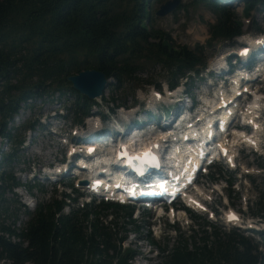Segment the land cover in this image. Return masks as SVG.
Wrapping results in <instances>:
<instances>
[{
	"label": "trees",
	"instance_id": "16d2710c",
	"mask_svg": "<svg viewBox=\"0 0 264 264\" xmlns=\"http://www.w3.org/2000/svg\"><path fill=\"white\" fill-rule=\"evenodd\" d=\"M221 1L192 0L206 5L216 20L209 25L205 44L189 48L175 45L169 33L151 25L149 0H0V139L10 145L9 152L0 150V259L10 264H132L137 251L124 246L130 230L140 233L132 207L99 201L64 212L65 201L51 197L37 201L30 211L19 199L7 197L16 195L13 189L20 184L11 164L19 158L25 132L34 129V121L11 123L22 107L65 91L76 96L66 109L73 120L82 121L97 103L74 91L66 77L85 69L103 71L116 89H122L142 73L144 64H158L167 72L168 85L183 80L188 85L207 64L206 47L242 32L241 21ZM240 1L246 16L264 4ZM144 82L160 87L152 79ZM105 104L119 105L115 97ZM262 181L251 213L259 218L264 216ZM33 188L44 192L40 183L28 185L30 192ZM119 211L127 218L123 226H117ZM105 212L112 213L107 224ZM22 213L28 218L19 226ZM207 224L212 231L202 229L199 235L190 227L192 244L179 235L161 264H264L252 237L236 229L218 232L213 223ZM146 235L157 246L149 228Z\"/></svg>",
	"mask_w": 264,
	"mask_h": 264
},
{
	"label": "rangeland",
	"instance_id": "374dc122",
	"mask_svg": "<svg viewBox=\"0 0 264 264\" xmlns=\"http://www.w3.org/2000/svg\"><path fill=\"white\" fill-rule=\"evenodd\" d=\"M166 1L168 0H149V22H152V26L169 33L175 45L184 44L192 48L196 43L204 44L206 39L209 37V25L215 22L216 15L202 3L196 4L192 2V0H181L179 6L172 10L169 14L164 16H156V10L159 9L160 5L165 3ZM221 2H223V0ZM226 2L230 11L234 14V18L241 21L244 33L251 34L252 36H257L262 33V35L264 36V4L258 5L256 9L251 11L250 14L246 16L243 13L242 1L227 0ZM244 18L246 19V23L244 22ZM256 27L261 29V32L256 31ZM236 40L237 39L234 38L230 41L216 42L211 47H207L204 50V54L208 55V67L209 65H212L214 63V59L218 58L220 55L225 53L227 54L228 52L236 50L241 45H243L241 43L239 44ZM142 69V73H139L135 79L131 78L127 80L122 89H116L113 81H111L104 93L103 99H100L99 104H97L96 107L92 108V114L97 112L100 115L101 113H105L106 115H108L105 101L109 100L111 97H115L118 103L124 101L127 106H133V108L129 110L130 113H132V111L136 108H140L139 110H141L142 112L146 111L145 113H142L139 118L136 117V115H134L135 117L132 115L133 119H139L138 121L142 123L143 121L153 122L157 118L158 123L154 122L153 124L160 125L163 120L162 116L159 114V107L155 109V107L152 105V102L149 101L151 98L149 89H151L152 86L145 85L144 81L152 79L155 83L160 84L162 87L165 86L166 81L168 80V75L167 72L164 71L158 64H144L142 66ZM205 72L207 71L204 70V72L199 75L200 78L192 79V82L187 85V88L195 96L196 93L200 90L198 88V84L201 83V87L204 88L207 80L209 81V79H207L206 77ZM215 78L216 76L212 75L210 80L215 81ZM181 84L182 83L179 84V89H181ZM183 87L185 88V85H183ZM148 90L149 92L147 93V95H145L146 91ZM144 96L145 98L144 100H142ZM75 99L76 96L73 92L65 91L63 94L56 93L50 98H45V100H36L31 104V106H24L20 109L19 115L14 118V122L11 125H20L22 121H34L36 119L39 120L40 125L30 133L25 132V140L22 145V149L19 152V159L11 164V169L19 182L25 183L27 175L23 174L22 172H28L29 168H31L33 165H35L36 168L39 167L40 169L41 166L46 163L54 164L62 161L63 148L59 145L54 146L55 143L53 145V142L56 139L57 132L63 134L69 133L67 127L69 125H73V122L70 118L65 119L62 116L63 114L71 116V114H69L70 112H66L65 108L69 106L70 103L75 101ZM163 100L166 101V99ZM139 103L140 105L138 106ZM160 104L164 109L165 103ZM59 105L61 106V108ZM148 106L149 110L146 108ZM182 106L183 103H179V106L176 104L173 105L171 107V112H176L178 110L177 107H179L180 109L182 108ZM108 107H111V105H109ZM183 107H185V105ZM115 112L116 113L114 116H106L107 120L103 121L102 129H105V131L114 126L117 122L115 117L116 114H119V110ZM150 113H154L156 114V116H154V118L152 117L151 119V115L149 116ZM126 117L130 118L129 116ZM82 132H85L84 127L79 130L78 136H80ZM93 133V131H90L89 135ZM45 135H47L48 137ZM77 137H73V139L76 140ZM92 138L97 139L96 136ZM0 150H3V152H9V143L0 141ZM240 163L245 169L248 170V173H250L251 175L249 177H246V182L242 179L241 183H239L240 171L238 169L234 171L228 170L225 174V177H229L233 180V186L227 191L225 189L222 190V192L226 194L229 193L228 202L231 207L236 208L240 213H243L245 214V216H247L246 212H248L249 215L251 212H254L256 210V191H258L260 188H263L262 176H264V148H262L257 153H247L245 151L240 152ZM259 163L263 164V172H258L260 170ZM217 168L223 169L222 163L214 164L213 167L209 169V172L215 179L217 178V182L219 183V185H221L225 182V179L222 178L221 181L218 180L220 176L215 172V169ZM208 178L211 179L212 177ZM64 180L68 181L67 178H64ZM44 187L46 193L42 194L39 189L34 188L32 190L33 194H31V192H28L24 186H19L14 190L16 192V195L12 196V194L9 193L7 197L19 199L20 202L23 203L29 210H33L35 203L34 205H32V200L28 195H32L34 197L32 198L34 202L36 200L40 202L45 201L48 198L47 196L51 195L53 186L44 185ZM195 187L201 192L210 194L211 199L208 198L207 200L212 205V208L215 211L219 212L222 209V206H224V209H227V206L224 205L222 201V197L217 190L211 187L209 179H207L206 176H202L201 178H199ZM238 187L240 188V190L237 189ZM77 191V193L72 195L78 199L77 202L85 203V201L91 199L90 196H87L85 194V190L82 191V188H78ZM81 195H83V197H80ZM94 200L95 202L98 201V199L96 198H94ZM77 202L72 203L69 208L65 207L64 212L68 211L71 208H77ZM232 203L234 205H232ZM247 204L250 205L248 209ZM123 211L118 212L119 220L117 221V226H123L124 222H126L127 218H125V214L123 213ZM105 213H107V217L106 221H104V224H107L112 217V213ZM193 215H196L197 217L194 222L195 224L193 229L198 231V235L200 234V230L202 229L212 231L210 226L207 224L208 222L213 223V225H215L216 227V231L218 232L220 230H226L223 229L224 227L222 225V215H219L215 218H211V216L209 215L208 218H210L211 221L205 216H197L200 215V213L193 212ZM186 217L188 221H191L187 212H174V216H172L169 211H166L164 214L158 217L156 212H153L151 210L144 208H134L132 211V218L136 219L135 224H138V226L140 227V233L136 234L131 231V225H129L128 229L130 231L128 232L127 238L124 241V246H131L138 253L132 259V264H161L165 255L168 254V251L172 250V248L177 244L180 237L179 235H181L182 237L184 236L188 244H192L193 241L190 237V234L194 231H191L189 230V228H187L189 223L186 222ZM247 217L251 218L250 216ZM26 219L27 216L22 213L19 216L17 225H22ZM253 220L256 222V225L261 228L258 230L261 231L262 234H264V217L253 218ZM6 222L8 221L6 220ZM171 223L177 225V228L173 229L172 227H170L169 224ZM117 226H115L114 228H117ZM149 227H151L152 229V239L157 246H155L151 242V238L146 235L147 228ZM253 237L256 241H259V244L261 245L259 249L262 250V254L264 255V242L261 244V239H263L262 235L254 232ZM158 247L164 249V251L162 252L163 254ZM0 264L10 263L4 259H0Z\"/></svg>",
	"mask_w": 264,
	"mask_h": 264
},
{
	"label": "water",
	"instance_id": "95a60500",
	"mask_svg": "<svg viewBox=\"0 0 264 264\" xmlns=\"http://www.w3.org/2000/svg\"><path fill=\"white\" fill-rule=\"evenodd\" d=\"M179 1H166L156 11V15L163 16L168 14L177 7ZM66 80L70 82L74 90L89 99H95L102 95L108 84L111 83L110 78H107L104 72L99 69H85L76 74L68 75Z\"/></svg>",
	"mask_w": 264,
	"mask_h": 264
},
{
	"label": "bare ground",
	"instance_id": "6f19581e",
	"mask_svg": "<svg viewBox=\"0 0 264 264\" xmlns=\"http://www.w3.org/2000/svg\"><path fill=\"white\" fill-rule=\"evenodd\" d=\"M242 40H243V38H242ZM244 61H242V62H240V64H238L237 65V68L238 69H240V68H247V67H259V66H256V65H254L253 63H251L249 60H247V59H243ZM263 75H264V73H262ZM97 101H100V99L98 98L97 99ZM166 102V101H165ZM254 103H257V101H255ZM60 109V108H59ZM107 113H108V117L109 116H114L115 114L112 112V110H110V109H108L107 108ZM135 112H138L137 110L135 111ZM151 117V116H150ZM149 118V117H148ZM151 119H152V117H151ZM155 121V120H154ZM155 122H157V121H155ZM113 129V126L111 127V128H109L107 131H108V133L111 131ZM91 131V130H90ZM89 133L90 132H87V133H85V134H83V136L85 135L86 137H94V136H97V135H99V134H102V135H105V129H102L101 127H99L98 128V130L96 131V132H94L93 134H91V135H89ZM160 133H166V131H164V132H160ZM186 133L187 134H190V132L189 131H186ZM239 134V133H238ZM238 134H237V138L239 139V141L241 140V136H238ZM158 136H160L159 134H157ZM122 138H124V139H126L123 135H122ZM188 141H186V142H178L179 144L177 145V147H178V149L180 148V149H183V144H186ZM191 142H194V140L192 139L191 140ZM203 143V142H202ZM201 143V144H202ZM248 143H253V137H251L250 139H248ZM212 155H216L217 154V152L215 151V150H212ZM233 153V149L232 148H230L229 149V151H228V156H230L231 157V154ZM173 155L174 156H176V151H173ZM75 171H77V169L75 170ZM152 178H150V180H151V182H155V180L156 179H159V178H163V176H160V175H157L156 176V174L154 173L153 174V176H151ZM156 178V179H155ZM149 180V179H148ZM220 181V180H219ZM217 184L219 185V183L217 182ZM215 189V188H214ZM147 190H148V187L147 188H145V190L142 192V194L143 195H145L146 194V192H147ZM85 191H90L89 192V196H90V198H94V197H97V196H99L100 195V192L96 189V190H92V189H86ZM99 201H97L95 204H97ZM77 204H78V206L79 207H81L83 204L82 203H79V202H77Z\"/></svg>",
	"mask_w": 264,
	"mask_h": 264
},
{
	"label": "snow or ice",
	"instance_id": "6c2138e0",
	"mask_svg": "<svg viewBox=\"0 0 264 264\" xmlns=\"http://www.w3.org/2000/svg\"><path fill=\"white\" fill-rule=\"evenodd\" d=\"M242 55H247V49H242L241 52ZM158 96V94H157ZM155 147H159V145H155ZM94 151L93 149H89V152ZM124 155H127V151L124 150ZM143 158L145 160L146 163H150L152 164L153 167H160L159 162H158V158L155 157L154 153L151 152V149L146 150L143 154L142 157L141 156H137L136 159H141ZM155 162V163H153ZM141 176L146 175V172L144 170H141L139 173Z\"/></svg>",
	"mask_w": 264,
	"mask_h": 264
}]
</instances>
